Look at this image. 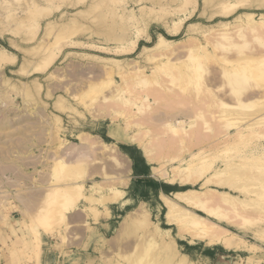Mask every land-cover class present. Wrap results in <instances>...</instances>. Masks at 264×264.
I'll return each instance as SVG.
<instances>
[{"label": "rangeland", "instance_id": "obj_1", "mask_svg": "<svg viewBox=\"0 0 264 264\" xmlns=\"http://www.w3.org/2000/svg\"><path fill=\"white\" fill-rule=\"evenodd\" d=\"M5 228L29 262L87 230L74 264H264V0H0Z\"/></svg>", "mask_w": 264, "mask_h": 264}, {"label": "crops", "instance_id": "obj_2", "mask_svg": "<svg viewBox=\"0 0 264 264\" xmlns=\"http://www.w3.org/2000/svg\"><path fill=\"white\" fill-rule=\"evenodd\" d=\"M69 220L70 224H72L73 221L77 220V216L75 213H69ZM80 218H83L82 216H79ZM91 219V218H90ZM85 221V222H84ZM87 219L83 218V223H86ZM86 236V242L80 244L77 246L74 243H72L70 240L69 243H66L64 246H62L61 249H57V247L60 245L59 242L55 239V236L58 235H51L46 234L44 232H41L40 239H41V247H40V253L39 256L32 259L31 262H29L27 259L23 258V253H20L21 246L16 245L17 237L22 238L21 235H17V237L12 235V232L9 228L3 229L2 232H0V242L6 241L7 247H11L12 249H9L6 247V253L0 255L1 261L4 262V264H74L78 262L76 259L74 260L71 256L72 251L76 248H80L81 251H84L86 254L90 250V248L93 246L92 240L89 239V234L87 233V230L82 233ZM14 250H18L16 253H12ZM66 256H69L68 259H65ZM23 259H22V258ZM87 259V258H86ZM74 260V261H73ZM70 262V263H66ZM88 264V263H84Z\"/></svg>", "mask_w": 264, "mask_h": 264}, {"label": "bare ground", "instance_id": "obj_3", "mask_svg": "<svg viewBox=\"0 0 264 264\" xmlns=\"http://www.w3.org/2000/svg\"><path fill=\"white\" fill-rule=\"evenodd\" d=\"M246 16H251V15L250 14H246ZM116 95L117 96H115V97H118L119 93L116 94ZM177 122H179V121H177ZM182 123L183 122H181V121L179 122L180 125ZM181 126L182 127H180V128H184L185 127L184 124L181 125ZM176 128L177 127H175V129ZM189 170H190V168H189ZM217 174L218 175H221V172H218ZM179 197H180V199H185L189 203L194 204L196 206H200V207L203 208V206L201 205L202 203H201V201L198 198H194V197H191V196H185V197L179 196ZM178 212H179V208H178L177 204L174 203V202H169V210H168L167 216H168V219H169L170 222H176V221L178 222V218H179L177 216ZM190 217H189L190 219L187 220L186 222L183 221V220H179L178 223H180L181 233H182V231H185L186 230L193 237L206 238V239L209 240L210 243H220V244L224 245L226 248H232V247L235 246V244L233 242V237L229 235V231H227L226 229H223V228L219 227L217 224L212 223V222H210L209 220H207L205 218L195 217V216H190ZM132 219H130V220L132 221Z\"/></svg>", "mask_w": 264, "mask_h": 264}]
</instances>
